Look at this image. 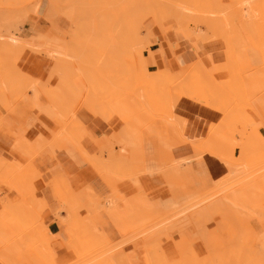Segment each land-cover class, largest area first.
<instances>
[{
    "label": "rangeland",
    "instance_id": "rangeland-1",
    "mask_svg": "<svg viewBox=\"0 0 264 264\" xmlns=\"http://www.w3.org/2000/svg\"><path fill=\"white\" fill-rule=\"evenodd\" d=\"M148 1L152 4L151 9L146 8ZM262 1L205 0L202 3L206 6L201 5L200 8L208 7V10L205 9L207 12L202 10L206 16L201 10L194 14H203L205 17L201 20L214 23L226 15L225 19L228 17L231 26H238L239 32H243L244 27L252 23L250 19L256 18L254 21L261 23L259 25H262L264 33V0ZM183 3L189 4L192 1L184 0ZM158 4L156 0H0V38L13 34L21 38L25 45L32 47L30 52H25L22 47H19L21 50L18 48L7 51L0 44V132L15 142V160L7 161L14 175L6 177L5 170H0V175L13 187L11 191L17 192L12 201L16 199L19 205H23L19 207L16 201L11 203L10 198L3 194L4 204L8 201L15 214L19 215L35 209L36 202L52 203L50 207L46 205L41 214L45 225L49 223L51 214L59 211L53 195L60 194L64 198L61 204L66 208L55 215L56 219L66 225L67 221L62 217H66L65 211L69 208L74 217L71 221L78 225L67 241L58 239L59 241H55H58V245L54 244L52 250H44L43 259L37 252L41 249L40 241L52 243L55 238L47 237L36 217H32V221L36 223L29 219L30 226L25 220L29 229L23 228L22 232L25 234L32 231L36 235H45H38V238L41 237L40 241L35 238L30 244L26 242L18 245L16 239L22 238L23 233L11 230L14 218L5 217L0 208V264H20L15 261L17 256L23 264H28L27 259L35 254L44 264L57 258L53 264H121L122 260L124 264H264V143L261 141L264 136L261 133L258 135L264 123V67L251 72L247 66L244 68L242 65L247 59L244 62L238 58L240 77L232 81L236 86L228 78H217L216 88L212 90L201 88L204 83H198L200 75H194L188 82L171 86L168 83L156 88L145 85L147 79L135 69L130 51L142 48L143 55L148 53L146 57L150 56L151 47L157 40L153 30L147 29V24L152 21L150 17L157 13ZM252 10L257 12L254 13V18L248 17ZM231 11L233 12L230 13ZM182 22L187 20L182 19ZM241 23L245 25L242 26ZM190 26L196 31L194 23ZM155 28L169 43L170 49H178L179 42L190 47L188 37L182 30L167 25ZM199 30L206 43L218 41L205 27H198ZM174 34H180L185 40L172 37L171 43L170 36ZM53 38L59 39V42H53ZM248 38L254 41L248 35L247 44L241 45L236 52L248 45ZM236 40L239 44L243 41L242 38L240 42L239 39ZM255 45L264 58L263 46L260 47L257 43ZM55 46L61 47V50ZM190 48L197 56L200 50ZM159 52L164 54L163 50ZM18 53L23 57L19 58ZM24 56L29 59L27 57L24 60ZM196 61H203L204 67L210 69L206 57L197 56V59H192L191 64ZM35 66L38 67L37 72L33 73ZM193 66L183 71L186 72ZM153 67L155 66H149V70H154ZM162 70L159 69L158 72ZM177 72L179 75L187 73ZM15 78L16 83L13 82ZM194 78L198 80L197 84H194ZM204 78L207 80L203 81L200 77L201 81L208 84V78ZM231 83L236 93L232 98H226L233 95H229V91L222 93L221 96L224 95L226 99L221 97V100L225 99L224 104L221 100L219 103L238 106L242 118H239L241 121L235 120L237 125L232 127L234 130L221 122L211 125L206 137L188 135V122L175 113L178 102L187 99L203 105L205 99L220 91V86L228 88L232 86ZM199 84L202 86L199 87ZM44 88L48 94L44 93ZM169 104H173L174 108ZM16 106L25 109V114L31 115L24 119L29 120L20 130L8 128L3 123L4 114L10 113ZM168 106L173 113L169 117L173 122L166 117L169 113ZM34 114L43 115L49 121L45 134L36 127L39 116H33ZM174 116L184 126L181 131L183 134L178 131L180 125L177 128V125H173L179 123L173 119ZM92 118L103 121L112 131V135H100L102 143L98 147L94 143L98 141L99 135L95 139L90 134L91 130L90 138L85 133ZM81 133H85L92 146L83 141ZM117 137L118 142L115 141ZM237 142L248 144L252 149H245L253 153L246 154H253L252 157L255 158L251 165L233 170L229 165L239 163L242 155L241 149L235 148ZM261 142L263 145L260 148ZM86 146L89 149L85 150ZM183 146L190 147L191 155H177L176 150ZM90 149L97 151L92 153ZM205 156L218 162L221 160L222 164L231 168L225 175L215 179L213 187L198 172L199 161L196 160ZM24 159L26 164L23 163ZM69 162L77 169L90 165L109 187L103 184L90 167V170L81 169L78 175L71 176L72 173H68L71 172ZM187 162L189 163L186 164ZM41 165L51 168L60 165L64 169L62 174L52 177L47 183V186L54 187L53 195L49 193V197L38 192L32 182L42 176L39 171ZM189 165L195 174L191 175L189 170L186 172L184 182L189 191L184 188L193 194L192 197L181 188L183 182L180 172ZM81 177L87 179L99 193V197ZM74 178L79 179L72 180ZM228 194L234 199L231 203L230 196L226 197ZM106 200L111 201L110 206L106 204ZM24 206L26 210H22ZM86 212L88 213L85 214ZM202 212L208 213L207 218L204 214V222L193 223L191 218L194 214L201 215ZM45 214H50V217ZM198 220L201 221V218L197 217L196 221ZM157 226H161L163 230L159 235L158 231L161 229ZM163 227L170 228L164 230ZM156 228L158 236L154 233V237L151 231H156ZM16 234H19L18 237ZM83 234L91 235L95 240L86 235L84 239ZM163 234H168V237ZM44 238L47 241L44 242ZM57 238L60 237L57 235ZM87 238L90 242L93 240L92 246ZM33 243H36L35 246ZM171 251L175 253L174 259ZM112 257L117 259L113 258V263ZM6 259H11L10 263ZM91 259L96 260L92 263Z\"/></svg>",
    "mask_w": 264,
    "mask_h": 264
},
{
    "label": "bare ground",
    "instance_id": "bare-ground-1",
    "mask_svg": "<svg viewBox=\"0 0 264 264\" xmlns=\"http://www.w3.org/2000/svg\"><path fill=\"white\" fill-rule=\"evenodd\" d=\"M157 1V7H159V8H157L158 9V11H157V13L154 15V16H151L150 18H152V21H150L151 23L148 25L147 24V29H149V30H153V27H159V26H164V25H167L168 27H171V28H173V29H177V30H182L186 35H187V39H188V43H190V44H192V45H194L195 47H198L199 49H202V47H203V45L204 44H206V39H205V37L203 36V34L201 33V31L199 30L198 31V27H205L209 32H210V34H211V36H214V37H217V39L218 40H221V41H223L225 44H226V50H224V53H225V60H226V66H224V69H220V67H216V69H217V72L215 73V74H212V73H210L209 71H208V69L207 68H205L204 67V64H203V61H199L194 67H192V69H190L185 75H179L178 74V72H177V70L176 71H174L173 69H171V68H167V69H163L162 71H160V72H157V73H151L150 71H149V66H156V54L154 53V52H151V54H150V56L149 57H146V56H144L143 55V49L141 48V49H135V50H131L130 51V57H131V60H132V62L135 64V69L139 72V73H141V75L145 78V79H147L146 81H145V85H147V86H149V87H151V88H156V87H158V86H161V85H164L165 83H168L169 84V86H171V85H175V84H178V83H183V82H185V81H189L194 75H200V77L201 78H203L202 80L203 81H206L205 80V78H204V76H206L207 78H208V80H209V82H208V84H207V82L205 83V82H203V81H201V79H200V77L199 78H197L198 80H200V81H198V83L199 82H202L201 84H203L204 83V85H203V87H201L202 85H198L199 87H201V88H203V89H215L216 87V85H217V83L218 82H216L218 79L217 78H228V80H230L231 82L232 81H234V79H236L237 80V77H240L239 76V74L241 73V71H240V68H239V64H238V57H237V54H236V50H237V48H239L241 45L243 46V45H246L247 44V41H246V37L248 36V35H250V36H252V38L254 39V41L258 44V45H260V47L261 46H263V54H264V33H263V29L261 28V26L262 25H259V24H261V23H258L257 24V22H255L256 20V18H254L253 17V15H254V13H257V12H254L253 10L251 11V13L249 14V11H248V14H249V16L248 17H253L254 19L252 20V19H250V22H252L251 24H247L246 25V27H244L245 28V30L242 32V31H238L237 30V27H236V25H233V26H235V27H233V26H231L230 25V20H228V17H227V19H225V16H224V18L223 17H221L219 20H218V22L217 23H214V22H212V21H208V20H206V19H202L201 20V18H204L205 16H206V14L204 13V11H206L207 12V8H200L201 7V5H202V7L203 6H206V5H204L203 3V1H205V0H189L190 2L192 1V3H189V4H186V3H183L184 2V0H179L178 2H180V1H183L182 3H178V2H174V0L172 1V0H156ZM209 1V0H208ZM241 1V0H240ZM248 1V0H247ZM262 1V0H261ZM155 2V1H154ZM203 2V3H202ZM259 2V1H258ZM263 2V1H262ZM261 2V3H262ZM206 3V2H205ZM208 3V2H207ZM206 3V4H207ZM241 4V3H240ZM239 4V5H240ZM243 4H245V3H243ZM251 4V3H250ZM151 2H146V8L147 9H151ZM245 5H247V3L245 4ZM259 5H260V3H259ZM250 7H251V5H249ZM254 6V5H253ZM253 8V7H252ZM205 9H207V10H205ZM257 9V8H256ZM201 10V12H202V10H204L202 13L203 14H205V16H203V14H202V16H201V14H199L198 13V15H196V14H194V13H197L198 11H200ZM249 10H250V8H249ZM262 11H264V10H262ZM200 12V13H201ZM233 11H231L230 13H232ZM190 13L192 14L193 13V15H196L195 17H196V19H195V17L192 15V16H190ZM229 13V14H230ZM247 13V12H246ZM263 13V12H262ZM247 14V15H248ZM264 14V13H263ZM244 15V14H243ZM262 15V14H261ZM54 16V15H53ZM198 16H200V17H198ZM230 16H232L231 14H230ZM255 16V15H254ZM49 17V16H48ZM194 17V18H193ZM237 17V16H236ZM245 17V16H244ZM256 17V16H255ZM53 18V17H52ZM230 18V17H229ZM239 18H240V16H239ZM246 18V17H245ZM245 18H243V19H245ZM260 18V17H259ZM149 19V18H148ZM182 19H186L187 20V22H182ZM225 19V20H224ZM231 19H232V17H231ZM233 19H234V17H233ZM241 19V18H240ZM240 19H237V20H240ZM257 19H258V17H257ZM201 20V21H200ZM205 20V21H204ZM226 20H228V21H226ZM248 20H249V18H248ZM255 20V21H254ZM261 20V19H260ZM230 21V22H229ZM249 22V21H248ZM149 23V22H148ZM194 23V27L196 26V31H194L192 28H191V24H193ZM245 24H246V22H244ZM244 23H241L242 24V26H243V24ZM233 24H234V22H233ZM240 24V23H239ZM244 24V25H245ZM231 27H230V26ZM1 32V31H0ZM4 34V33H3ZM0 35H1V33H0ZM7 35V34H6ZM10 35V34H9ZM3 36V35H2ZM8 36V35H7ZM6 36V37H7ZM5 36H4V38L3 39H1L0 38V40H2V41H0V44H1V46H2V48H3V46H5V50L7 49V51H9L10 49H12V50H15V49H18L19 47H22V48H24V51L25 52H30V50H32V47L30 46V45H25L24 44V42H23V40L21 39V38H19V37H17L16 35H13L12 34V36H8L7 38H6ZM240 38H242V43L241 44H239V43H236L237 42V40L236 39H239V42L241 41L240 40ZM59 39H56V38H53V42H59L58 41ZM235 40H236V42H235ZM60 42H61V40H60ZM154 42V41H153ZM57 47L58 46H55V48L57 49ZM1 48V49H2ZM59 49L58 50H61V47H58ZM262 49V48H261ZM19 50H21L20 48H19ZM2 51V50H1ZM11 51V50H10ZM5 52V51H4ZM19 53H20V51H18ZM19 53H18V56H19ZM10 54V53H9ZM30 54V53H29ZM31 54H32V51H31ZM30 54V55H31ZM11 55H12V53H11ZM13 55H15V54H13ZM28 55V54H27ZM162 55V54H161ZM20 56H22V55H20ZM20 56H19V58H20ZM26 56V55H25ZM24 56V57H25ZM15 57V56H14ZM23 57V56H22ZM28 57V56H27ZM27 57H25V59L24 60H26V58ZM210 57L212 58V55H210ZM17 58V57H16ZM28 59H29V57H28ZM213 59V58H212ZM215 60V59H214ZM31 61V60H30ZM34 60H33V58H32V62H33ZM21 64H24V62H22ZM26 64V63H25ZM224 64V65H225ZM29 65V64H28ZM27 65V66H28ZM216 66V65H215ZM22 68H24V67H22ZM26 68V67H25ZM30 67H28V69H29ZM36 68H38L37 66H35V69ZM32 70H33V68H32ZM31 70V71H32ZM26 71V70H25ZM29 71V70H28ZM34 71H35V73L37 72V69L36 70H33V73H34ZM30 72V71H29ZM26 73V72H25ZM203 77H202V76ZM32 76H33V74H32ZM18 78V77H17ZM17 78H15L14 79V81L13 82H15L16 83V79ZM196 78H194L195 79V83L194 84H197L196 82ZM19 79V78H18ZM35 79V78H34ZM37 79V78H36ZM41 79V78H40ZM20 80V79H19ZM42 80H44V79H42ZM41 80V81H42ZM235 80V81H236ZM36 81V80H35ZM40 81V80H39ZM239 82H240V79L238 80ZM21 82V81H20ZM37 82V81H36ZM192 82V81H191ZM194 82V81H193ZM12 83V82H11ZM10 83V84H11ZM17 83H18V81H17ZM38 83V82H37ZM42 83H43V81H42ZM228 83H230V82H228ZM233 83V82H232ZM231 83V84H232ZM238 83V82H237ZM38 84H40V83H38ZM193 84V85H194ZM233 84H235V86H236V83L234 82ZM232 84V86L231 87H228V88H226V86H225V88L224 87H222V86H220V91L219 92H217L215 95H212L210 98H207V99H203L202 101H203V105L202 106H204V107H207V108H209V109H212V110H214V111H217V112H219V113H221L222 114V118H219V120L217 121L218 123H212L211 125L213 126V125H218L219 123H221V122H224L227 126H228V128H230V129H233L237 124H235V120L236 119H239L242 115L240 114L241 112L238 110V106L236 107V106H234L233 107V105H232V103L231 104H228V103H226L225 102V104L226 105H221L222 103L224 104V100L226 99V98H232L233 96H234V94L236 93L235 92V88H233L234 87V85ZM239 84V83H238ZM16 85V84H15ZM242 85V84H241ZM46 86V85H45ZM44 86H42V88H43ZM47 87V86H46ZM174 87V86H173ZM196 87V86H195ZM225 89V90H224ZM237 89V88H236ZM243 89V88H242ZM44 93L45 92H48V91H46V88H44ZM229 91V95H232V96H227L226 98H225V96L223 95V96H221L222 95V93H227ZM238 91V90H237ZM51 93V92H50ZM45 94H48V93H45ZM53 95V94H52ZM56 95V94H55ZM69 95V94H68ZM54 96V95H53ZM51 97V96H50ZM55 97V96H54ZM60 97V96H59ZM225 98V99H223V100H221L222 98ZM221 98V99H220ZM55 99V98H54ZM72 99V98H71ZM59 100V99H58ZM77 100V99H76ZM97 100V99H96ZM221 100V104L219 103V101ZM71 102H72V100H71ZM71 102H69V103H71ZM205 102V103H204ZM207 102H209V103H207ZM76 103V102H75ZM173 103V102H172ZM200 103H202L201 102V100H200ZM56 104V103H55ZM59 104V103H58ZM248 104V103H247ZM144 105V104H143ZM170 105V104H169ZM172 105V106H171ZM170 105V107H173L174 108V106H176V103H174V106H173V104H171ZM250 105V104H249ZM248 105V106H249ZM71 106H72V104H71ZM245 106V105H244ZM169 106H168V109H167V111L169 112V113H167V118H168V120L170 119L169 117L170 116H172V114L173 113H171V108H170ZM249 107H251V105L249 106ZM69 108V107H68ZM71 108V107H70ZM75 108V107H74ZM170 108V109H169ZM172 108V109H173ZM234 108H236V109H234ZM71 110V109H70ZM169 114V115H168ZM178 116V115H177ZM177 116L175 117H173V119L175 120V118H177ZM179 118H180V116H179ZM177 119V120H175V121H177L176 123H178L179 121H180V119ZM182 118V117H181ZM242 118V117H241ZM240 118V119H241ZM166 119V118H165ZM239 119V120H240ZM171 120V119H170ZM169 120V121H170ZM183 120V119H182ZM185 120V119H184ZM241 121V120H240ZM171 122H173L172 120H171ZM184 122V121H183ZM181 122H179L178 124H175V123H173V125L175 126V125H177L176 126V128L178 127V125H180L178 128L180 129H178V131L179 132H181V131H183V129H182V127H184V126H182V124H180ZM238 123H239V121H238ZM244 123V122H243ZM251 123V125L248 123V125H250V126H252V122H250ZM259 123V122H258ZM151 124V123H150ZM234 124H235V126H234ZM245 124V123H244ZM260 124V123H259ZM264 124V123H263ZM262 124V126H263V128H264V125ZM239 125H242V124H239ZM246 125V124H245ZM245 125H244V127H245ZM234 126V127H233ZM215 127V126H214ZM233 127V128H232ZM242 127V126H241ZM243 127V128H244ZM257 127V126H256ZM122 129H124V130H126V128H122ZM246 129V128H245ZM257 129H258V127H257ZM234 130V129H233ZM122 131V130H121ZM232 131V130H231ZM120 132V131H119ZM125 132V131H124ZM123 132V133H124ZM236 132V131H235ZM127 134H128V132H126ZM182 133V132H181ZM183 134V133H182ZM258 135H260L259 134V131H258ZM81 138L83 139V141L88 145V146H92V142L88 139V137L85 135V133H81ZM126 136V135H125ZM184 138V137H183ZM187 140V139H186ZM201 140V139H200ZM200 140H199V142H200ZM102 138L100 137V135H99V138H98V141L96 142V143H94V145L96 146V147H98L102 142ZM261 141L264 143V137H262V139H261ZM199 142H197V144L199 143ZM262 142H261V145H260V148L262 147ZM194 143V142H193ZM193 143H192V145H193ZM191 144V143H190ZM197 144H195V145H197ZM236 145V147H238L239 146V143L237 142V143H235ZM85 146V145H84ZM198 147H199V145H198ZM263 149H264V146L262 147ZM86 149H89L87 146H86V148H85V150ZM84 150V151H85ZM202 150V149H201ZM260 151V150H259ZM264 151V150H263ZM201 152V151H200ZM259 154V153H258ZM253 156V154H244L243 156H242V158H241V160H240V162L239 163H237L236 165H233V164H231V165H229L230 167H232L233 168V170H235V169H237V167H241V168H245V167H247V165L249 166V165H251V162H253L254 161V159L253 158H255V157H252ZM253 160V161H252ZM220 162H221V160H220ZM223 162V161H222ZM1 164H2V162H1ZM225 164V163H224ZM3 165V164H2ZM227 165V164H226ZM225 165V166H226ZM227 167H228V165H227ZM227 169H231V168H227ZM1 173V172H0ZM31 181L33 180V179H30ZM0 182L2 183V185H3V187L7 190V191H9V192H13V191H11V185H10V183L9 182H5L4 180H3V177H2V175H0ZM33 182V184H35V182L36 181H32ZM48 188H49V191H50V193L53 195V190L54 189H52V188H54L52 185H50V186H47ZM13 188V187H12ZM14 190V189H13ZM4 191V190H3ZM2 192V191H1ZM14 193L16 194L17 192L16 191H14ZM3 194V193H2ZM93 194V193H92ZM17 195V194H16ZM228 196H230L229 197V200H230V203H231V201H234V199H233V197L230 195V194H228V195H226V197L228 198ZM5 197L7 198H10V202L12 201V198L11 197H9L8 196V194H5ZM53 197L55 198V201H57V202H59L60 203V205H61V211L63 212V210H65V208L62 206V199L64 200V198L62 197V195H60V194H55V195H53ZM51 198V197H50ZM226 198V199H227ZM66 199V198H65ZM4 200H5V198L3 197V195H0V208L4 211V216L5 217H8V219H10V218H14V223H13V229H11V230H18V232H20V234L21 233H23L22 232V229L23 228H28L29 226H27L28 224H30V226H31V222H34V221H32L33 220V218L34 217H36V219H37V222L39 223L38 225H40V227H41V229H43L42 231L47 235V237H49V238H55V240L53 239V242L51 243V242H49V241H47L45 238L43 239L44 240V242H45V240L48 242V243H43L42 241H40L39 240V238H41V237H43L44 235L43 234H37L36 235V233L34 234L32 231H30V233L29 232H26L25 234L23 233V235L21 236L22 238H20V239H16V243H22L21 245H23V243H28L29 242V244H30V242H32V240L33 239H37L38 238V235H41V237H39L38 238V240L41 242V245H39V247L41 248V249H39L37 252H38V254L44 259V257H45V251H49V250H52V248H53V246H54V244L55 245H58V239H60V240H63V239H61V238H57L56 239V236L55 235H53L52 233H50L49 232V230H48V228L46 227V226H44L43 224H42V220H41V217H40V215L32 208V210H28V211H26L27 213H25V214H19V215H16L15 214V212L13 211V209H12V207L10 206V204H8L7 202V204L5 203L4 204ZM13 201H16V203L19 205V203L17 202V200L15 199V200H13ZM13 201L11 202V203H13ZM91 201V200H90ZM64 202V201H63ZM106 202H107V200H106ZM109 202H111V201H109ZM109 202H107L106 204H108V206H110L111 204H109ZM229 202V201H228ZM227 202V203H228ZM15 203V202H14ZM105 204V203H104ZM21 206L23 205V204H20ZM20 205H19V207H20ZM29 205V204H28ZM100 206V205H99ZM83 207H84V205H83ZM101 207V206H100ZM26 208V206H24L23 207V209L22 208H20V209H22V210H26L25 209ZM30 208V207H29ZM81 208V207H80ZM97 208V207H96ZM100 209V208H99ZM81 210V209H80ZM83 210V209H82ZM84 210H87V209H84ZM59 212L58 214H60V213H62V212ZM67 212V215H66V217L64 218V217H62V219H65L66 221H67V224L66 225H68L67 226V228H68V230L70 231V233L71 232H73L75 229H77L78 228V225H77V223H75V222H73V221H71L74 217H73V211L72 210H70L69 208H68V210L66 209V211H65V213ZM80 212V211H79ZM82 213H84V211H82ZM88 212H86L85 214H87ZM206 215V217H205V215ZM203 214V212L201 213V215L203 216H201L200 215V213L198 214V213H196V215H198V216H196L195 214H194V217L196 216V220H197V217H198V219H200L201 218V221L200 220H198V221H200V222H198V221H196L195 219H192V218H194V217H192L191 218V215H190V218H191V220L193 221V223H201L202 221L204 222V220L205 219H203L204 217L205 218H207V214L208 213H204ZM21 215V216H20ZM62 215V214H61ZM76 215H77V212H76ZM84 215V214H83ZM57 216V215H56ZM65 216V215H64ZM84 216H86V215H84ZM200 216V217H199ZM33 217V218H32ZM73 217V218H72ZM29 219H31V222H30V220ZM78 219V218H77ZM188 219V218H187ZM203 219V220H202ZM13 220V219H12ZM25 220H27V223L28 224H26V223H24V221ZM74 220V219H73ZM82 220V219H81ZM29 221V222H28ZM78 221V220H77ZM76 221V222H77ZM83 221V220H82ZM195 221V222H194ZM71 222V223H70ZM187 223H189L188 221H186ZM34 223H36V221L34 222ZM66 223V222H65ZM192 223V222H191ZM25 227H24V226ZM85 225V224H84ZM23 226V227H22ZM36 226V225H35ZM161 227V226H160ZM160 227H158L157 226V228H159V229H161ZM26 228V229H27ZM157 228H156V231H155V229L153 230V231H151V234H152V236H153V234L154 233H156V235H157ZM164 228V227H163ZM170 228V227H169ZM169 228H164V230L165 229H169ZM26 229H24L25 231H27ZM29 229V228H28ZM32 229V228H31ZM174 229V228H173ZM178 229V228H177ZM176 228H175V230H177ZM82 230V229H81ZM85 230V229H84ZM166 230V231H167ZM171 230H172V227H171ZM171 230H169V231H171ZM88 230H86V232H87ZM163 230L161 229V230H159L158 231V235L162 232ZM173 231V230H172ZM83 232V231H82ZM147 232H149V231H147ZM160 232V233H159ZM165 232V231H164ZM174 232V231H173ZM175 232H177V231H175ZM41 233V232H40ZM172 233V232H171ZM179 233V232H178ZM143 234V233H142ZM141 234V235H142ZM146 233H144V235H145ZM149 234V233H148ZM147 234V235H148ZM168 234H170V233H168ZM168 234L167 235H165V234H163V235H165L166 236V238L168 237ZM172 234H174V233H172ZM18 235L19 234H16L15 236L16 237H18ZM84 235H86V234H83L82 236L84 237ZM90 235V234H89ZM157 235V236H158ZM86 236H88V234L86 235ZM86 236L84 237V239L86 238ZM94 236V235H93ZM160 236H162V235H160ZM172 236V235H171ZM1 237V236H0ZM20 237V236H19ZM88 237H92L91 235L90 236H88ZM94 237H97V235L96 236H94ZM154 237H155V234H154ZM93 238V237H92ZM101 238V237H100ZM170 238V237H169ZM88 239V238H87ZM42 240V239H41ZM56 240H58L57 242H55ZM89 240V239H88ZM93 240H95L94 238H93ZM92 240V241H93ZM15 241V240H14ZM50 241H52V240H50ZM91 241V242H92ZM96 241H98L97 240V238H96ZM33 242H34V240H33ZM55 242V243H54ZM89 242H90V240H89ZM90 242V244H91V246H92V243ZM101 242V241H100ZM103 242V241H102ZM120 242V241H119ZM7 243V242H6ZM39 243V242H38ZM42 243L44 244V245H51V247H47L46 248V246H44V245H42ZM98 243V242H97ZM104 243V242H103ZM34 244V246H35V244L36 243H33ZM96 244V243H95ZM94 243H93V245H95ZM99 244V243H98ZM101 244V243H100ZM28 245V244H27ZM87 245V244H86ZM113 245H115V244H113ZM4 246H5V244H4ZM37 246V245H36ZM120 246V245H119ZM2 247V246H1ZM97 247V246H96ZM100 247V246H99ZM88 248V247H87ZM106 248V247H105ZM94 249H95V247H94ZM112 249V248H111ZM45 250V251H44ZM115 250V249H114ZM112 251H113V249H112ZM103 252H104V250H103ZM107 253V252H106ZM105 253V254H106ZM111 253V252H110ZM55 254H57L58 255V252H56ZM116 255V254H115ZM59 256V255H58ZM102 256H103V254H102ZM101 256V257H102ZM98 257V256H97ZM115 257V256H114ZM114 257H112L111 259H112V261H111V259H109L112 263H113V261H114V259H116V258H114ZM106 258H108V256L106 257ZM114 258V259H113ZM103 259V258H102ZM104 259H105V257H104ZM122 259V258H121ZM57 260H58V258H57ZM56 259H55V261L53 260V261H51L50 263H47V264H53L54 262H56L57 261ZM92 260V259H91ZM91 260H90V262H91ZM96 259H94V260H92V263H93V261H95ZM117 260V259H116ZM100 261V260H99ZM104 261V260H103ZM123 261L124 260H122V262H121V264H124L123 263ZM88 262V261H87ZM102 262V261H101ZM105 262V261H104ZM107 262V261H106ZM115 262V261H114ZM103 263V262H102ZM116 263V262H115ZM114 263V264H115ZM86 264V263H85ZM87 264H89V262L87 263ZM95 264V263H94Z\"/></svg>",
    "mask_w": 264,
    "mask_h": 264
},
{
    "label": "crops",
    "instance_id": "crops-1",
    "mask_svg": "<svg viewBox=\"0 0 264 264\" xmlns=\"http://www.w3.org/2000/svg\"><path fill=\"white\" fill-rule=\"evenodd\" d=\"M153 34L156 37L157 41L155 44H153V47H151V50H152V52H155L157 54H156V66L153 67L155 69L152 71L149 70L151 73H156V72H158L159 69H167V68H171L174 71L178 70L181 73H186L190 69H192V67L186 72L183 71L184 69H187L188 67L193 66V65L195 66V64L198 63L196 61L195 63L191 64L192 59L193 60L197 59V56L199 58L200 57H202V58L206 57V63L208 66H210V69L208 68V71L212 74L216 73V67L217 66L220 67L221 70L224 69V66H226V64H225L226 63L225 53H224V50H226V45L221 40L208 42V43L203 45L202 49H199L198 47H195L194 45L189 43L190 47H193L196 50H200L198 52V55L195 56V53L191 50V48L186 47L183 44V42H179V45H178L179 48L178 49H176V50L170 49L169 43L165 40V38H163V36L160 34V31L156 30L155 27H153ZM172 37L184 39V37L181 36L180 34H174V35L170 36V42L171 43H172V39H173ZM163 42H166V44H164ZM255 44L256 43L252 39L248 38V45L245 46L242 50H239L236 52L238 58L241 59L242 61L246 62V59H247V62L242 63V65L244 66V68H246V66H247L251 72L264 67V58L262 57L263 55L261 56L262 53H261L259 47ZM161 50H163V53H164L162 55L159 52ZM148 55L149 54L147 53L146 56H148ZM209 55H212L213 59L211 57L209 58L208 57ZM239 62L240 61L238 60V64H239ZM263 100H264V96H263ZM25 111H26L25 109H23V108L19 109L16 106L10 113H5L4 118H3L4 125L7 126L8 128H14L16 130H20L21 128H23L25 126V124L29 120L28 119L27 121H25L24 119L31 116L28 113L25 114L26 113ZM175 113L178 116L184 118L188 122L186 133L190 136L206 137L211 124L212 123H218L217 121L219 120V118H222L221 113L214 111L212 109H209L207 107H204L200 104H197V103L192 102V101L187 100V99H181L178 102L176 109H175ZM33 116H36V117L39 116V121L36 124V127L40 131L42 130V133L45 134L46 127L50 124L49 121L46 118L42 117L43 115L34 114ZM89 131H90V134L94 138L96 137V135H101V134L102 135L103 134L112 135L111 128L106 123H104L103 121L96 119V118L91 119V123L89 124V128L87 127V130L85 132L87 134V136L90 138ZM260 133L264 136V128L263 127L259 129V134ZM118 140H119V138L117 137L115 139V141L118 142ZM215 142H217V141H215ZM217 143L221 147V144L219 142H217ZM14 145H15V142L12 138H10L8 135L4 134L3 132H0V170H5L6 177H12L14 175V171L10 169V167H9L10 164L7 162V161L15 160V156L13 154ZM245 147L252 149L248 144H246L244 142L239 143V146L235 147V148L241 149V151H242L241 158L246 153H253V152H250V150L245 149ZM90 151L92 153H94L95 151H97V149H90ZM244 151H246V152H244ZM176 153L179 156L180 155L181 156H188V155H191V149L189 146H183V147L177 149ZM71 161L75 163L74 160L71 159ZM191 161H193V160H191ZM191 161H189V162H191ZM196 161H199L198 162L199 174L200 175L202 174L203 178L205 179V182L212 184V187L214 186L215 179L222 177L223 175H225L228 172V169L226 168V166L224 164L216 161V159H214L210 156H205L202 159H198ZM1 162L3 165L1 164ZM189 162H187L186 164H188ZM23 163L24 164L27 163L26 159L23 160ZM68 165H69L70 170H71V172H68V173L69 174L72 173L71 176L78 175V173L81 171V169L82 170H90L88 167H90L96 173V171L90 165H84L81 167V169H77L74 166V164L71 162H69ZM77 167H79V166H77ZM3 168H5V169H3ZM188 170H189L191 175L195 174V173H192L193 169L191 170L190 165L187 167H184L183 170L180 172L181 180H182L183 185H184L183 186L181 184V188H182L183 192H185L189 195V197H192L193 194H190L186 191L187 188H186V184L184 182V179L187 177L186 172H188ZM39 171H40L42 176L35 182V185L37 187L38 192L42 193L44 197H49L50 191H49V188L47 187V183L50 181V179L52 177L62 174L64 172V169H62L60 165L53 166L52 168H51V166L42 167V165H41V166H39ZM188 176H190V175H188ZM79 178H74L72 180H77ZM81 178L84 180L85 184L99 197L100 196L99 193H97L95 188L90 185V183L87 181V179L85 177H81ZM194 178H196V180H197L196 176H194ZM100 179L102 180L103 184L105 185L106 182L101 177H100ZM53 180H54V178H53ZM2 193L8 194L9 197H11V198H14L16 195L14 192L9 193V191H7L3 187L2 184H0V195H3ZM55 202H56V204H58L59 211L55 212L54 214H51L52 217H50V214H45V215H47V217L48 216L50 217L49 223H47L45 225L43 224L44 217L41 216V214L46 209L45 208L46 205L50 207V205L52 203L47 204L43 201L42 202H36L35 203V209L40 214L42 224L48 228L49 232L52 233L53 235H58L61 239L67 241L71 237V233L68 230L66 225L61 224L60 221L56 219L55 215H58V213L61 211V205L59 202H57V201H55ZM171 253H172V251H171ZM61 254L63 255V253H61ZM171 255H172V259H174L175 253H172ZM6 260L9 263L11 261V259H6ZM27 260H28V264H44L43 261L36 254L34 255V257H30ZM15 261H17L20 264H23L22 260L20 259L19 256L16 257Z\"/></svg>",
    "mask_w": 264,
    "mask_h": 264
}]
</instances>
